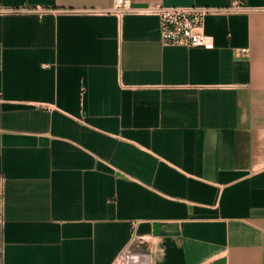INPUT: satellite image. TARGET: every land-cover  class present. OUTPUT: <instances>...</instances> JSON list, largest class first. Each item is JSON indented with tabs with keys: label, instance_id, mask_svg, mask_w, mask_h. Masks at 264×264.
I'll use <instances>...</instances> for the list:
<instances>
[{
	"label": "crops",
	"instance_id": "crops-1",
	"mask_svg": "<svg viewBox=\"0 0 264 264\" xmlns=\"http://www.w3.org/2000/svg\"><path fill=\"white\" fill-rule=\"evenodd\" d=\"M237 0H131L226 5ZM164 44L113 0H0V264H264V0ZM245 49V53L241 50Z\"/></svg>",
	"mask_w": 264,
	"mask_h": 264
},
{
	"label": "built area",
	"instance_id": "built-area-1",
	"mask_svg": "<svg viewBox=\"0 0 264 264\" xmlns=\"http://www.w3.org/2000/svg\"><path fill=\"white\" fill-rule=\"evenodd\" d=\"M250 8L241 1H234L226 5H189V6H165L160 3L146 5H134L131 0H113L110 8L85 9L87 13H111L118 17L124 14L155 15L159 20L160 40L164 44L187 47H211L212 38L204 31V20L210 14H230L246 12ZM57 11L44 6H25L20 8H0V14L31 12L42 16L46 12ZM246 50L242 49L241 53ZM141 240L133 239L118 254L113 264H147L148 251L135 249Z\"/></svg>",
	"mask_w": 264,
	"mask_h": 264
}]
</instances>
